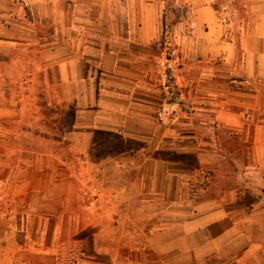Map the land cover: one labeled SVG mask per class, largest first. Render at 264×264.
I'll list each match as a JSON object with an SVG mask.
<instances>
[{
    "label": "crops",
    "instance_id": "0c3cea01",
    "mask_svg": "<svg viewBox=\"0 0 264 264\" xmlns=\"http://www.w3.org/2000/svg\"><path fill=\"white\" fill-rule=\"evenodd\" d=\"M243 2L228 27L216 0L172 23L162 0H0V264H264V2Z\"/></svg>",
    "mask_w": 264,
    "mask_h": 264
},
{
    "label": "rangeland",
    "instance_id": "374dc122",
    "mask_svg": "<svg viewBox=\"0 0 264 264\" xmlns=\"http://www.w3.org/2000/svg\"><path fill=\"white\" fill-rule=\"evenodd\" d=\"M163 1V5L165 7V10H166V22L167 23H172V22H176L177 20H179L180 16H184V12H176V7L178 6V3L181 1V0H162ZM260 1H263L264 0H260ZM217 2V5L219 6V9H220V18L222 19V23L224 25H227L228 26V23L231 22L232 20L236 19H239V20H242L243 19V16L245 15L244 13V2L243 0H216ZM234 13H235V16H234ZM181 14V15H179ZM229 27V26H228ZM227 27V29H228ZM43 131L46 133V134H49V135H53V133L55 131H53L50 127L48 126H44L43 128ZM99 139L98 140V143L97 145L100 146L99 147H102L98 153L100 152H106V147L108 146L109 148L111 147H114L112 149L113 152H116L115 149H119L120 146H113L114 144H116V142H113V141H109V140H104V139H101V136L99 135ZM131 147V146H130ZM108 152V151H107ZM127 159L131 160V162H134V163H139L141 162L142 160V156L138 157L137 155L131 157L130 155H126ZM103 158H108V157H103ZM174 159H184L185 161L187 162H191L192 161V157H180V156H177V157H173ZM128 176L129 174L126 173Z\"/></svg>",
    "mask_w": 264,
    "mask_h": 264
}]
</instances>
